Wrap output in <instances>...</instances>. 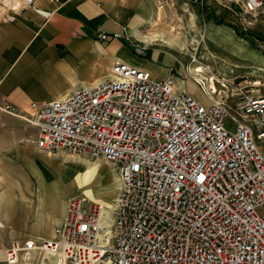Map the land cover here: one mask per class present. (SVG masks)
<instances>
[{"label":"built area","instance_id":"obj_1","mask_svg":"<svg viewBox=\"0 0 264 264\" xmlns=\"http://www.w3.org/2000/svg\"><path fill=\"white\" fill-rule=\"evenodd\" d=\"M233 1L248 25L264 23V0ZM26 8L53 14L35 0ZM98 39L124 40L137 56L148 50L121 33ZM195 81L209 105L174 75L155 79L118 60L99 84L32 103L33 118L3 104L38 128L41 152L104 160L119 177L111 204L71 198L55 239L13 244L7 264H264V95H239L231 113L214 101L211 78Z\"/></svg>","mask_w":264,"mask_h":264},{"label":"crops","instance_id":"obj_2","mask_svg":"<svg viewBox=\"0 0 264 264\" xmlns=\"http://www.w3.org/2000/svg\"><path fill=\"white\" fill-rule=\"evenodd\" d=\"M26 2H3L20 5L7 13L12 22L0 5V107L8 103L33 118L32 103L65 99L78 88L99 84L118 60L155 79L181 68L170 51L150 48L142 29L153 15L147 0H35L36 8L53 13L48 20ZM101 33L124 34L148 50L139 57L124 40H99ZM38 137L31 122L0 110V264H7L13 244L55 239L67 216L72 192L66 181L73 175L55 169L52 154L38 148Z\"/></svg>","mask_w":264,"mask_h":264},{"label":"rangeland","instance_id":"obj_3","mask_svg":"<svg viewBox=\"0 0 264 264\" xmlns=\"http://www.w3.org/2000/svg\"><path fill=\"white\" fill-rule=\"evenodd\" d=\"M147 1L153 15L151 22L142 29L151 39L150 48L170 51L178 58L181 68L171 75L182 89L202 104L209 105L210 97L196 86L195 79L211 78V86L218 93L214 101H227L231 113L239 112V95L249 92L264 95V23L248 18L252 23L248 25L233 0ZM3 2L0 1V5H5L3 9L7 11L3 15L16 8ZM212 18L224 23L219 25ZM245 30L248 33H243L244 38H241L238 34ZM198 67L205 71L196 75L193 70ZM184 76H188L187 81H182ZM227 126L231 131L235 129L231 121L227 120ZM51 156L57 171L66 170L73 175L72 181H66L71 198L85 196L108 205L114 201L119 177L112 164L65 153ZM81 186L82 191H78Z\"/></svg>","mask_w":264,"mask_h":264},{"label":"bare ground","instance_id":"obj_4","mask_svg":"<svg viewBox=\"0 0 264 264\" xmlns=\"http://www.w3.org/2000/svg\"><path fill=\"white\" fill-rule=\"evenodd\" d=\"M15 9H17V7L15 8ZM15 9H13V10H15ZM153 41H157V40H153ZM194 72H204L205 71V69L203 68V67H198L197 68V71L196 70H193ZM213 81V80H212ZM211 87H213V86H211ZM214 89H215V91H216V88L215 87H213ZM228 121L230 122L231 121V123H232V120L230 119V118H228ZM234 124V123H233Z\"/></svg>","mask_w":264,"mask_h":264},{"label":"trees","instance_id":"obj_5","mask_svg":"<svg viewBox=\"0 0 264 264\" xmlns=\"http://www.w3.org/2000/svg\"><path fill=\"white\" fill-rule=\"evenodd\" d=\"M214 21H215V23H217V24H219V25H221V24H223L224 22L223 21H221V20H217V18H212ZM244 32H240V34H238L241 38H244V34H243ZM247 34V33H246Z\"/></svg>","mask_w":264,"mask_h":264}]
</instances>
